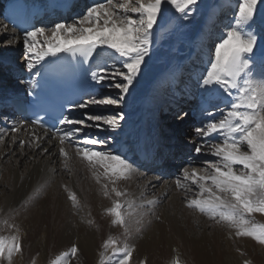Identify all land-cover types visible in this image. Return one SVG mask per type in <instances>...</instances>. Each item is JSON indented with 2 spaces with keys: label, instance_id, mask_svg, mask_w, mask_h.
<instances>
[{
  "label": "snow or ice",
  "instance_id": "snow-or-ice-1",
  "mask_svg": "<svg viewBox=\"0 0 264 264\" xmlns=\"http://www.w3.org/2000/svg\"><path fill=\"white\" fill-rule=\"evenodd\" d=\"M198 2L99 0L85 6L70 20L23 30V59L33 79V90L27 93L32 97V116L12 124L7 131L15 133L25 126L30 128L31 140H21L19 148L24 150L27 144L30 149H38L41 156L48 153V148L41 145L51 133L50 140L58 141L64 169L70 171L73 157L68 149L73 148L75 156L93 171L103 195L112 200L105 214L112 218L113 226L122 229L123 236V240L109 236L103 242L98 264H131L136 248L130 240L138 238L146 224L150 225L153 219L160 221V217L155 213L158 200L141 193L142 201L135 205L127 198V190L120 187L121 182L143 175L138 165L118 152L107 150L116 142L113 134L123 129L126 114L86 110L91 105L126 107L127 98L163 31L161 22L165 21L169 6L179 14V19L187 21L195 14ZM3 27L7 29V25ZM57 65L70 66L80 88L74 100L59 105L50 115L44 95L49 85L61 82L50 80ZM199 84L202 96H217L223 104L214 108L201 106L199 123L193 129L199 142L195 138L189 141L195 144L194 155L179 169L175 187L184 194L188 210L226 227L230 238L246 237L264 246V224L254 219L255 214L264 216V0H237L232 22L210 50ZM37 87L41 89L39 92L35 91ZM102 88L108 90L107 94H101ZM75 110L85 111L76 117L71 115ZM187 115L178 113L176 119L182 120ZM86 130L109 134L101 139ZM12 142H16V137H12ZM193 185L198 189L194 198L188 195ZM46 186V181L38 184L19 209H12L0 220V226H6L10 233L0 235V264H14V258L22 255L23 238L14 222L15 216L38 199ZM64 191L71 202V214L78 215L77 194L67 186ZM134 207L139 210L131 211ZM87 223L92 225L94 221ZM79 251L72 244L50 264H68V258L76 257ZM31 264H36L35 259ZM140 264H147V260H141ZM170 264H181L179 256ZM243 264L251 261L244 260Z\"/></svg>",
  "mask_w": 264,
  "mask_h": 264
},
{
  "label": "bare ground",
  "instance_id": "bare-ground-1",
  "mask_svg": "<svg viewBox=\"0 0 264 264\" xmlns=\"http://www.w3.org/2000/svg\"><path fill=\"white\" fill-rule=\"evenodd\" d=\"M222 1L219 0L218 4L208 11L197 10V13L202 14L196 13L198 16L194 18V22L180 19L173 27L169 25L163 28L142 75L127 98V106L120 109L126 114V119L122 122L123 129L113 134L116 135V142L109 145L107 150L118 152L135 164L136 160L132 158V154L138 157L143 152L150 156L152 150L156 153L155 160L159 159L161 162V165L156 167L138 166L143 175L137 174L132 179L120 183L121 189L129 193L127 198L133 200L135 205L141 203V193L148 199L158 200L155 213L160 217V221L153 219L150 225L146 224L138 238L130 240L136 248L131 264H140L144 259L147 264H170L176 256H179L181 264H240V252L250 258L253 252H258L257 255L261 256L264 263V251L250 238H230L229 229L215 225L207 217L193 213L184 206V194L178 192L174 180L168 178L173 170L178 173L185 164L181 161L168 163V160L180 156L181 153L191 152L194 155L195 144L189 143L194 138H188L186 144L169 142L168 145V141L163 138L169 136L167 133L162 134L163 126H160L159 120L156 119L160 114L166 116L170 112L178 113L181 109L182 112L186 111L182 105L193 95L199 96L200 108L223 104L217 96H202L203 90L197 85L201 73H205L208 65V45L204 47L206 51L202 50L203 47L192 52L186 49L191 47L193 39L200 41L203 32L209 34L211 28L213 34L207 37L206 43L209 40L211 42L215 34L217 38L221 36L224 30L216 33L215 23L220 21L217 20L218 8L227 6L222 5L226 0ZM234 3L235 0L229 5L235 6ZM77 8L79 9L78 6ZM82 10L83 8L78 12ZM215 10V16L209 15ZM225 22L220 27L228 25ZM209 23L212 24L208 25ZM3 25L5 23L0 19V38L6 39L0 50V99L26 87L23 80L16 79L13 70H26L23 56L21 59H15L21 51L24 54L23 35L8 28L5 30ZM10 40H15V43L9 44ZM192 53L193 56L197 53L200 57L192 61ZM182 63L186 64L181 66ZM176 68L179 74L173 75ZM3 69L8 72L5 77L1 73ZM82 111L85 110H76V117H79ZM199 112L200 110L188 113V118H192L191 124L199 123ZM4 116L0 115V120L6 124V129L0 127V137L3 138V143H0V220L6 218L12 209H19L23 200L38 184L47 182L40 197L15 216L14 222L21 229L23 238V253L14 258V264H31L33 259L36 264H50L51 260L67 251L72 244H76L80 251L76 257L68 258V264H98L101 246L109 236L123 240L122 229L113 226L112 218L105 214V210L112 206V200L103 195L93 171L88 168L86 162L75 156L73 148L68 149L73 157L70 171L63 168V158L58 155V141L50 140L51 134L45 136L41 145L42 148H48V153L43 156L38 154V149H30L27 144L25 149L21 150L19 142L31 140L32 130L25 126L18 132H9L7 130L11 125L21 120L10 117L9 114ZM37 131L44 135L43 131ZM87 131L97 136L100 134L96 130ZM180 132L184 134L186 131ZM13 136L16 137L15 143L12 142ZM195 139L199 142V138ZM64 186L77 194L80 211L76 216L71 214V202L67 199ZM197 192L198 189L193 185L188 195L194 198ZM138 210L134 207L131 211ZM254 219L256 223L264 224V216L255 214ZM89 220L94 223L89 225ZM9 234L6 226H0V235Z\"/></svg>",
  "mask_w": 264,
  "mask_h": 264
},
{
  "label": "rangeland",
  "instance_id": "rangeland-1",
  "mask_svg": "<svg viewBox=\"0 0 264 264\" xmlns=\"http://www.w3.org/2000/svg\"><path fill=\"white\" fill-rule=\"evenodd\" d=\"M224 1V0H223ZM222 1V2H223ZM218 2H219V0H199V2H198V5L196 6V11L197 10H209V9H212L213 7H215L217 4H218ZM230 2H234V0H226V2H225V4L224 3H222V5H227V6H225V7H222V8H218V10H217V20L218 19H220V21H218V22H216L215 24H216V33H218V32H220V30L222 31V30H226V28L230 25V23L232 22V18H233V15H234V13H235V11H236V3H237V0H235V6L233 5V6H230L229 4H230ZM232 4V3H231ZM229 5V6H228ZM228 7L229 8H231V9H228ZM232 7H234V8H232ZM225 9H227L228 11H225ZM229 10H230V12H229ZM223 11H225V12H223ZM223 12V13H222ZM229 12V13H228ZM197 12H195V14L189 19V20H187L188 22H190V21H192V22H194V18L196 17V16H198V15H201L202 13H197ZM205 14V13H204ZM206 15V14H205ZM209 15H213V16H215L216 15V10L213 12L212 11V13H210ZM167 18L165 19V21L164 22H162V24H163V28L165 29L166 27H168L169 25L170 26H172L173 27V24L177 21V20H180L179 19V14L178 13H175V10L174 9H172L170 6H169V11H168V14H167V16H166ZM210 17V16H209ZM210 20V19H209ZM226 21V22H225ZM220 22V23H219ZM223 22H225V23H228V25H226L225 27H220L221 26V24L223 23ZM212 23H209L208 25H211ZM223 28V29H222ZM163 29V30H164ZM209 30V29H208ZM223 31V32H224ZM222 32V33H223ZM221 33V34H222ZM200 34H201V32H200ZM213 34V30H212V28H211V30H209V34H206V33H204L203 32V34L200 36L201 37V39H200V41H196V39H193V43L191 44V47H187L186 49H189V50H191V52L192 51H194V49H195V51L197 50V48H200L201 49V47H203V51H206V50H204L205 48L204 47H206V45H208V47H207V50L208 49H213L214 48V44L216 43V41L218 40V38H217V34H215V35H213V37H212V41L210 42V40L206 43V39H207V37L209 38V35H212ZM220 34V35H221ZM220 35H218V36H220ZM199 37V38H200ZM202 38H204V39H202ZM216 38V39H215ZM6 42V39L5 38H0V45H2V46H0V50L2 49V47L4 46L3 44ZM185 49V50H186ZM20 53H21V55H20ZM19 53V55L17 56V57H15V59H21V57L23 56V51H21ZM191 56H193V53L190 55V57ZM200 56L197 54V53H194V56H193V60L192 61H194L195 59H197V58H199ZM202 58V57H201ZM209 58V57H208ZM202 61V60H201ZM186 63H182L181 64V66H183V65H185ZM178 67H180V66H178ZM177 67V68H178ZM175 69V71H174V73H173V75H176V74H179V71H178V69ZM1 73H2V75L5 77V76H7V74H8V72L7 71H5V69H3V71H1ZM4 73V74H3ZM180 75H182V73L180 74ZM179 77V76H178ZM6 80V79H5ZM0 81H2L1 79H0ZM107 92H108V90L107 89H103L102 88V92H101V94L103 95V94H107ZM188 102H190V104H189V109H186V111H184V112H187L188 113V110H190V111H192V110H196V109H198V102H197V100L195 99V98H193L191 101H188ZM161 105H162V103H161ZM89 110V112H92V113H100V112H109V113H114V112H118V111H120V109L121 108H116L115 106H98V105H91V106H89V108H88ZM178 113H182V111L181 112H178ZM178 113H172V112H170L168 115H166V116H163L162 114H160L159 116H156V119H158L159 120V122H160V126H163V129H162V134H168V136L169 137H167V138H163L166 142H167V144L169 145V142H174V143H176V142H181V143H185L186 144V140L189 138L190 139V137H193V138H197V137H195V133H194V127L195 126H197L198 124H195V123H192L191 124V122H192V118H191V116H189L190 118H188V116H186L184 119H182V120H178V119H176V116H177V114ZM155 121V118H154V120H153V122ZM0 127L1 128H3L1 125H0ZM3 129H6V128H3ZM181 130H185L186 132L183 134V133H181L180 131ZM87 131V130H86ZM100 134V138L101 139H103L106 135H108L109 133H102V132H99ZM192 134V135H191ZM93 135V134H92ZM95 135H97V134H95ZM189 156H193V154L191 153V152H189V153H186V154H184V153H181V155L180 156H175V157H171V158H169V160H168V163H174L175 161H181V162H183L184 164H186L187 163V161H188V157ZM208 159H214V158H211V157H208ZM184 166V165H183ZM182 166V167H183ZM194 166H196V167H201L202 165H194ZM181 167V168H182ZM177 171H175V170H173L172 171V175H171V177L169 176V178L168 179H170L171 181L172 180H175V177H176V175H177V173H176ZM153 175H155V173L153 174ZM256 244V243H255ZM256 246H260V245H258V244H256ZM261 247V249L264 251V246H260ZM257 253L258 252H253V254L251 255V258H250V256L249 255H246L245 253H244V255H241V263L240 264H243V261L244 260H249V261H253V262H251V264H255L256 263V261H257V263L256 264H264L263 263V261L261 260V256L260 255H257ZM258 257V258H257ZM254 258H257V259H254ZM261 261V262H260Z\"/></svg>",
  "mask_w": 264,
  "mask_h": 264
}]
</instances>
